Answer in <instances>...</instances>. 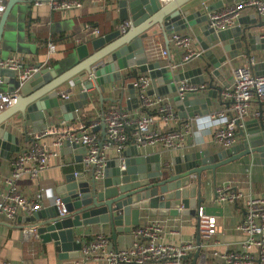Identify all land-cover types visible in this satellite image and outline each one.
I'll list each match as a JSON object with an SVG mask.
<instances>
[{
    "label": "water",
    "instance_id": "95a60500",
    "mask_svg": "<svg viewBox=\"0 0 264 264\" xmlns=\"http://www.w3.org/2000/svg\"><path fill=\"white\" fill-rule=\"evenodd\" d=\"M235 1L238 0H170L167 3H161L160 0H117L119 21L122 24L130 23L132 29L124 35L116 31L113 41L86 62L77 60L64 70L60 69L63 68L60 65L59 72L54 68L40 70L26 80H21L18 72L13 69L0 68V93L4 85L7 87L5 93H17L14 106L9 111L0 112V159L9 160L11 155L19 152L21 136H16L9 127L20 123L27 142V126H31L34 133L44 131L52 118V109L58 108L65 121L76 120V111L89 103V92H97L99 100L103 102L105 99L102 95L107 85L121 79L124 82L127 79L135 80L138 73L148 74L153 92L162 84L160 81L169 86L170 90L167 92L170 94L176 93L175 84L179 81L206 84L209 91L207 98L201 95L180 98L176 94L174 103L183 119L191 120L195 116L208 115L210 99L218 96V88L213 87V80L210 78V65L215 68L219 63L233 60L239 51L248 56L252 51L264 50L263 34L251 32L257 20L260 25L264 23L256 15L250 26L242 27L239 24L220 32H214L207 26L206 14ZM34 2L35 0H6L0 16V53L1 48L4 52L12 51L21 23L26 13L30 14ZM196 25H200L198 31L205 38L201 45L203 56L200 58L203 62L208 60L205 66L172 75L159 63L149 62L147 50L143 46V40L148 38V31L158 27L168 44V36ZM223 43L226 44L222 45ZM84 49L77 51H82L85 57ZM213 51L221 53L218 62L214 60ZM128 69H131V74L126 78L122 77V71ZM91 74L94 76L92 82L83 81ZM70 80L75 85L84 83L87 93L80 95L78 102L59 105L57 89ZM42 82L47 87L31 95L30 89L37 90ZM126 88L131 92L126 102H136L131 84ZM123 98L122 91L117 100L109 101L121 103ZM95 131L97 129H93ZM238 138L239 141L230 147H222L213 152L204 150L182 154L163 162L159 155L138 156L133 147V157H126L128 151L123 153V171L119 169V161L109 162L103 179L98 183L91 179V185L82 174H66L64 184L56 188L66 214L60 216L53 205L46 213L37 212L27 218L25 221L31 225L20 229L34 231L41 244L53 243L54 251L60 259H77L82 246V242L77 239V229L98 225L100 234L115 244L118 235L128 234L133 227L139 225L142 209L147 210L150 218H196V244L199 245L202 232L198 219V212L200 209L202 211L200 192L209 183L204 173L210 172L213 183L216 170L221 166L244 158L259 159L264 164V123L260 120L246 121ZM66 149H73L80 157L85 151L82 147L64 143L60 152ZM197 256L198 250L193 255V264Z\"/></svg>",
    "mask_w": 264,
    "mask_h": 264
},
{
    "label": "built area",
    "instance_id": "2783aa9c",
    "mask_svg": "<svg viewBox=\"0 0 264 264\" xmlns=\"http://www.w3.org/2000/svg\"><path fill=\"white\" fill-rule=\"evenodd\" d=\"M160 1L167 3L170 0ZM84 2L85 0H35L33 6L46 4L51 11H71L82 9ZM88 2L93 7L105 8L104 0H88ZM5 4L6 0H0V16ZM247 8L252 9L255 15L264 21V0H241L222 10L209 13L206 24L214 32L231 29L235 27L240 12ZM127 26L128 23H123L122 29ZM84 29L89 30L92 35H99V30L95 27L85 25ZM262 38L264 39V34ZM170 40L172 45L183 54L178 62L168 64L166 69L172 74L183 71L185 64L193 58L203 56L202 53L190 49L191 37L188 35L173 33ZM54 50V46L47 42V56L53 54ZM159 56L167 59L169 57L167 49L160 48ZM253 64L251 59L249 65L232 68V87L218 88V98L227 102V105L222 111L210 115V118L224 116L227 123L213 130L211 134L213 145L220 147L234 145L237 131L244 128L247 120H260L264 123V75L255 74L252 71ZM0 68L17 70L21 80H26L39 71V67L21 66L15 60L0 62ZM93 80L92 74L83 79L85 82ZM69 85L68 90L57 92V97L64 102L71 99L70 89L73 83L70 82ZM78 86L80 95L87 93L84 83ZM131 87L137 101L136 109L127 110L122 106L111 105L101 110L95 118L88 120H78V111H76L78 121L75 120L73 124L61 121L51 130L46 128L37 133L31 143L17 153L11 161L10 175L5 181L6 191L0 200V222L11 226L19 218H29L41 210L42 190L27 198L18 190L17 183L25 176L30 179L37 178L48 168L50 159L59 155L64 143L84 148V154L80 159L81 171L73 174L74 176L82 174L89 185L91 179L96 183L103 179L104 170L110 161V152L114 159L119 161L120 171L124 170L123 153L129 144L137 150L138 156H148L145 154L152 153L156 146L166 151L181 149L184 135L191 131V121L182 122V127L177 130H159L161 125L163 127L177 125L179 113L164 98L148 93L151 87V79L148 76H138L131 83ZM114 88L113 86L112 90ZM175 88L176 94L183 98L188 94L195 95L202 92L206 86L183 80L179 81ZM16 100L17 93H0V112L13 106ZM102 125L103 133L100 137L93 132V129L99 131ZM48 137H53L50 145L43 141ZM215 193L218 203L241 204L242 216L235 229L243 233L246 239L241 251H212L211 259L215 264H264V196L247 195L234 189L230 183L217 188ZM54 206L60 216L66 214L60 197L54 199ZM198 219L202 228V239L208 241L215 233L214 218L205 215L200 209ZM162 232L163 227L158 222L136 227L132 231L134 238L132 244L120 250L107 249L108 238L97 235L92 240L82 243L80 257L76 263L87 264L97 255L105 264H193L188 256L198 250L195 264H207L206 250L211 246L194 243L168 245L162 241ZM21 234L24 243L38 240L31 229H24Z\"/></svg>",
    "mask_w": 264,
    "mask_h": 264
},
{
    "label": "crops",
    "instance_id": "0c3cea01",
    "mask_svg": "<svg viewBox=\"0 0 264 264\" xmlns=\"http://www.w3.org/2000/svg\"><path fill=\"white\" fill-rule=\"evenodd\" d=\"M104 1L105 8L103 9L91 6L88 0H85L82 9L71 11H51L46 4L33 6L30 14L27 15L26 13L23 23H21L20 30L17 32L15 45L11 47L12 51L10 53L4 52L2 50L3 48H1L0 62L15 60L21 66L39 67V71L54 68L57 72L60 71L58 69L60 65L63 66V68L60 67V69L64 70L77 60L83 63L86 62L88 58L97 53L98 50L100 51L105 48L108 43L113 41L116 31L119 32V34L124 35L132 29L130 23H128V26L125 29H122V23L118 19L117 0ZM238 1L225 4L223 7L217 8L213 12L222 10L226 6L235 4ZM207 15L208 14H206V16ZM254 16L255 13L252 9L247 8L242 10L235 26H238L239 24L242 27L250 26L255 21ZM262 24L263 25H260L257 20L255 26L252 27L251 32L259 35L264 34V23ZM85 25L97 28L99 30V35H92L89 30L84 29ZM199 26L200 25H196L192 28H186L176 33L190 36V49L203 54L201 45L204 44L205 38L199 33ZM171 35L168 36L169 43L167 44L165 38L159 33L158 27H154L148 31V38L143 40V46L147 50L149 62H156L159 63L161 67L167 68L170 62H178L181 59L183 54L181 50H178L172 45L170 40ZM105 38L107 39L105 40ZM47 42H50L55 48L54 53L50 56H47L46 54ZM224 44L226 43H223L222 45ZM80 48H85V57L83 56L82 51H77ZM160 48L167 49L169 53V57H167V59H163L159 56ZM213 53L215 54L214 60H217L216 62H218L221 58L220 51H213ZM251 59H253L254 62L252 71L255 74L264 75V50L252 51L248 56H245L242 51H239L237 57L233 60H228L225 63H219L215 68L210 65V78L213 80V87L219 89L231 88L233 85L231 76L232 68L249 65ZM207 61L203 62L199 57L193 58L190 62L185 64L184 70L181 72H189L199 66L203 67L205 66V63H208ZM130 71L131 69L122 71V77L126 78L129 76L131 74ZM181 72H176L172 75ZM143 75L148 76L147 73H138V76ZM123 80L124 79H121L120 81L105 87V92L102 95L103 99H105L103 102L99 100L97 92H89V103L83 106L82 109L78 110V120L93 119L101 110L106 109L111 105L122 106L127 110L136 109L137 101L126 102L129 100V95L131 94L129 89L126 87L134 80L127 79L125 82ZM70 82H72V80L61 85L57 89V92L60 93L68 90ZM160 82L162 84L157 87L158 90L156 92H153V86L151 84L148 93L153 96H160L164 98L173 106L175 111L179 113L174 103L176 93H168L167 91L170 90L169 86H165L163 81ZM122 84H124L123 87ZM111 86L115 87L114 90H112ZM205 86V90L195 95H201V97L207 98L209 91L206 84ZM46 87L45 83L42 82L37 90H35V88H31L29 92L31 95H34ZM6 89L7 87L4 85L1 92L5 93ZM122 91L124 98L121 103H112L109 101V99L117 100ZM70 95V101L64 102L58 98V104L62 105L78 102L80 96L78 85L73 83V87L70 89ZM195 95L188 94V97L192 98ZM210 101L211 106L208 108L209 114L201 117H210V115L220 112L226 108L227 102L221 101L218 96L210 99ZM11 108L5 109L4 111H9ZM50 112L52 114V118L47 122V129L49 130L53 129L54 126L61 123V121H65L58 108L52 109ZM152 114H154V112ZM198 118H200V116H195L191 120L183 119L179 113V122L177 125L171 124L172 126L169 125L167 127H163L161 125V128L159 127V130H177L179 127H182V122L188 120L191 121V131L184 135L181 149L166 151L160 146H156L153 148L152 153L150 152L145 155H159L160 160L163 162L182 154L195 153L204 150L213 152L221 149L222 147L213 145L211 135L207 137L205 143L196 142L194 134L197 131L196 120ZM66 122L73 124L75 123V120ZM32 129L33 128L31 126H27L26 128L28 139L26 142L23 137V129L21 128L20 123H18L15 127H9V130L11 132L14 131L16 136H21L19 151L31 143L37 134L34 133ZM242 130H244V128ZM240 131L241 130L237 131L236 143L239 141L238 137ZM94 133L101 137L103 131L100 129ZM43 141L50 145L53 141V137H48ZM132 148L133 146L129 144L126 149V151H128L126 157H133L134 154L133 150H131ZM16 155L17 153L11 155L9 160L0 159V200L6 191L5 181L10 175L11 161L16 157ZM80 159V154H76L73 149L71 151L67 149L64 152L61 151L59 152V155L50 159L48 168L41 172L37 178L30 179L26 176L22 177L17 183L18 190L27 198H31L38 192V190H42V207L39 212L46 213V211L54 205V199L57 197L56 188L64 184V176L66 174L81 171ZM109 160V162L115 161L111 152L109 153ZM204 174L207 175L209 183H207L206 187L202 188L200 192L202 198L201 208L205 215L214 218L215 233L208 241L202 239V236L200 235L199 242L201 245L207 244L211 246L208 250H206V254L208 255L207 264H215L210 256L212 251H241V246L246 239V236L243 233L238 232L235 229L242 216L241 204H229L226 202L218 203L216 202L215 191L224 184L230 183L234 189L240 190L247 195L263 197L264 164H261L259 159L251 160L244 158L238 162L221 166L216 170L215 182L213 183L210 179V172ZM26 219L27 218L21 217L14 225L11 226L0 222V264H80L76 263L80 256L77 259H60L58 254L54 251L53 243L41 244L39 240L24 243L22 241L20 228H25L31 225L25 221ZM150 222H158L162 225L163 232L161 238L165 244H196L197 225L196 218L194 217L177 216L150 218L147 216V210L141 209L139 215V225L137 227L146 225ZM134 228L136 227H133L128 234L118 235L115 244L108 239L107 249L120 250L130 246L134 240L132 235ZM76 232L77 239L82 243L92 240L97 235H101L98 225L81 227L77 229ZM194 253L189 257L191 261L193 260ZM87 264L105 263L101 257L95 255Z\"/></svg>",
    "mask_w": 264,
    "mask_h": 264
},
{
    "label": "clouds",
    "instance_id": "9594fccd",
    "mask_svg": "<svg viewBox=\"0 0 264 264\" xmlns=\"http://www.w3.org/2000/svg\"><path fill=\"white\" fill-rule=\"evenodd\" d=\"M227 123L224 116L212 119L210 117H200L196 120L195 140L197 143H205L207 137L211 135L212 131Z\"/></svg>",
    "mask_w": 264,
    "mask_h": 264
}]
</instances>
